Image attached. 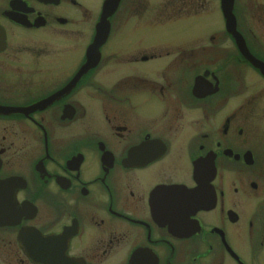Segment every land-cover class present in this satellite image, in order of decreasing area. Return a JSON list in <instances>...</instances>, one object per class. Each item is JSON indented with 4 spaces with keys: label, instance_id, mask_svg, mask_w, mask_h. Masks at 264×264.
Here are the masks:
<instances>
[{
    "label": "flooded vegetation",
    "instance_id": "1",
    "mask_svg": "<svg viewBox=\"0 0 264 264\" xmlns=\"http://www.w3.org/2000/svg\"><path fill=\"white\" fill-rule=\"evenodd\" d=\"M105 3L0 0V264H264V75L220 0L176 44L134 32L207 0H118L94 45ZM232 12L264 64L263 0Z\"/></svg>",
    "mask_w": 264,
    "mask_h": 264
},
{
    "label": "rangeland",
    "instance_id": "2",
    "mask_svg": "<svg viewBox=\"0 0 264 264\" xmlns=\"http://www.w3.org/2000/svg\"><path fill=\"white\" fill-rule=\"evenodd\" d=\"M149 1L151 4H155L159 2H163V3L171 2V0H149ZM187 1L189 3L191 0H187ZM207 1L209 6H208V10L204 12V14L202 15V16L206 15L204 17L202 16H198V17L193 16L187 18L183 17L178 20L168 22L165 25L148 27L144 31H135L134 34L138 35V37L141 34H144L146 35V38L150 40L160 39L176 44V43H186L189 40L202 38L203 36L211 33H217V34L225 33L223 26L224 23L222 22V18L220 15L218 0H207ZM239 1L240 0H238V2ZM171 7L172 5L167 4V8H171ZM261 26H262V32L264 33V25H259V23H254V22L248 24V27H250L254 33H261L260 31ZM117 36L120 37L122 35H117Z\"/></svg>",
    "mask_w": 264,
    "mask_h": 264
},
{
    "label": "water",
    "instance_id": "3",
    "mask_svg": "<svg viewBox=\"0 0 264 264\" xmlns=\"http://www.w3.org/2000/svg\"><path fill=\"white\" fill-rule=\"evenodd\" d=\"M118 0H106L105 6H104V13L102 15V20L97 26L96 30V38L95 43H99V40L101 39L100 36L106 35L107 29H108V23L105 22L106 17L110 14L109 12L113 10L112 6L117 4ZM221 2V10L223 12L224 18H225V27L228 33L231 34V36L234 38L238 49L242 53V55L250 61L254 66L258 67L261 71V73L264 75V64L260 62L258 59L253 57L245 47L243 38L241 34L236 29V20L233 14V5L234 0H220ZM92 50V49H91Z\"/></svg>",
    "mask_w": 264,
    "mask_h": 264
}]
</instances>
